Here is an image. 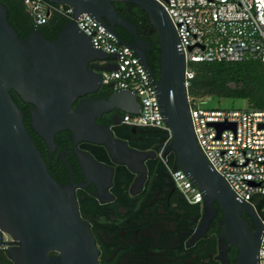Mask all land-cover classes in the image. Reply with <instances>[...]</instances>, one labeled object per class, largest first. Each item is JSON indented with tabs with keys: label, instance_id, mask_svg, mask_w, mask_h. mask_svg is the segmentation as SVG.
<instances>
[{
	"label": "water",
	"instance_id": "obj_1",
	"mask_svg": "<svg viewBox=\"0 0 264 264\" xmlns=\"http://www.w3.org/2000/svg\"><path fill=\"white\" fill-rule=\"evenodd\" d=\"M46 1L73 9L74 20L54 40H48L38 28L21 40L8 20V9L0 3V230L13 239L7 257L14 264H99L95 241L88 223L81 218L74 187L60 184L49 173L12 91L32 106L31 128L51 151L57 147V134L71 133L79 162L94 182L105 181L109 186L114 169L79 151L77 146L82 142L105 147L113 163L137 174L132 186L135 194L146 180L144 162L155 157L152 152L131 149L115 138L108 126L97 123L114 110L138 115L141 105L135 93L120 90L108 98L78 102V98L97 92L103 85L102 75L93 71L95 67L89 69L90 63L115 62L102 68L105 72L118 68V56L95 49L91 38L77 26L75 20L88 14L116 38L117 26L133 37V44L128 46L153 79L164 123L171 131L164 156L173 151L176 169L180 168L203 194L204 229L216 214V203L223 213L219 260L230 264L228 252L235 247L237 264H259L263 223L250 204L237 199L198 146L186 88V58L165 8L156 0ZM115 3L134 4L147 13L161 49L158 78L148 64L150 43L139 38L136 25L118 14ZM113 123L118 125L121 119L114 117ZM224 128L220 126V130ZM244 213L251 218L253 228Z\"/></svg>",
	"mask_w": 264,
	"mask_h": 264
},
{
	"label": "built area",
	"instance_id": "obj_2",
	"mask_svg": "<svg viewBox=\"0 0 264 264\" xmlns=\"http://www.w3.org/2000/svg\"><path fill=\"white\" fill-rule=\"evenodd\" d=\"M168 13L186 58V88L194 78L192 63L264 62L263 0H156ZM37 27L60 14L73 21V9L46 0H25ZM79 29L91 38L95 49L117 55V70L104 72L103 84L114 90H130L138 97L141 111L126 114L121 120L133 128L150 127L171 131L166 127L156 87L141 60L128 45L120 42L107 28L88 14L76 20ZM189 109L196 141L202 153L221 175L237 199L250 204L264 226V111L209 110L203 102L188 94ZM220 126H225L220 130ZM164 150L160 157L164 159ZM172 178L190 204L204 201L203 194L180 171ZM13 239L0 230V251L7 253ZM259 264H264V230L259 250Z\"/></svg>",
	"mask_w": 264,
	"mask_h": 264
},
{
	"label": "flooded vegetation",
	"instance_id": "obj_3",
	"mask_svg": "<svg viewBox=\"0 0 264 264\" xmlns=\"http://www.w3.org/2000/svg\"><path fill=\"white\" fill-rule=\"evenodd\" d=\"M114 63L95 61L90 63L89 69L95 67L93 71L103 75L105 71L102 68ZM103 97L100 88L78 98V102ZM122 113L114 110L103 115L97 123L106 125L102 123L104 117L112 115V118L121 119ZM43 143L45 152L41 154L49 173L60 184L74 187L81 218L88 223L95 241L99 264H222L219 255L223 213L219 205L215 204L216 214L204 229V201L198 205L187 201L172 178V170L165 171L158 164L155 150L141 149L143 138L135 139L134 143L126 142L131 149L155 154L154 158L144 162L146 180L136 194L132 192V186L138 175L127 168L133 175L131 182H119L116 167L120 165L113 163L111 158V162L99 161L95 154L97 145L82 142L77 148L114 169L109 186L105 181L94 182L86 175L69 131L56 135L57 147L53 151ZM173 155L171 151L166 157ZM243 216L253 228L251 218L246 213ZM234 249L231 247L228 253Z\"/></svg>",
	"mask_w": 264,
	"mask_h": 264
},
{
	"label": "trees",
	"instance_id": "obj_4",
	"mask_svg": "<svg viewBox=\"0 0 264 264\" xmlns=\"http://www.w3.org/2000/svg\"><path fill=\"white\" fill-rule=\"evenodd\" d=\"M8 9V20L17 30L21 40L25 39L31 31L38 28L48 40L56 39L58 33L69 22L64 16L54 14L44 26L37 27L35 19L25 5V0H0ZM118 14L136 25L138 36L141 40L150 43V50L147 52L148 64L152 68L155 76L158 78L160 73V55L161 49L156 30L150 23L147 13L140 7L128 3H115ZM121 43L132 45L133 37L122 27L115 29ZM192 65V67H191ZM190 69L194 72V78L189 81L188 94L194 100L202 102L207 99H232L244 100L248 104L247 110L264 111V62L260 60H251L242 63H192ZM102 94L108 98L115 92L113 84L102 85ZM11 96L19 108L25 114V125L31 134L37 148L43 154L45 145L38 135L32 130L30 124L29 106L23 103L14 91ZM126 113L121 114L123 120ZM113 116L104 117L105 123L113 132L115 138L125 142H135V139L143 138L141 149L155 150L157 153L158 164L168 171H180L176 169L175 154L171 157H160L163 149L166 150L169 145V133L166 130L154 129L150 127L136 128L130 127L122 122L118 125L113 123ZM101 123V121H99ZM132 147H135L133 144ZM164 150V154H165ZM95 154L99 161L111 162L109 154L105 147L95 146ZM163 154V156H164ZM116 176L119 182H131L133 175L126 166L116 167ZM198 205V204H195ZM261 216V211L258 209ZM218 230V229H217ZM56 255L55 253L53 254ZM230 264L237 262V250L234 249L228 253ZM0 264H14L6 255L0 251Z\"/></svg>",
	"mask_w": 264,
	"mask_h": 264
},
{
	"label": "rangeland",
	"instance_id": "obj_5",
	"mask_svg": "<svg viewBox=\"0 0 264 264\" xmlns=\"http://www.w3.org/2000/svg\"><path fill=\"white\" fill-rule=\"evenodd\" d=\"M192 67V65H191ZM202 107L209 110H241L248 108V104L244 100L232 99H207L202 101Z\"/></svg>",
	"mask_w": 264,
	"mask_h": 264
}]
</instances>
